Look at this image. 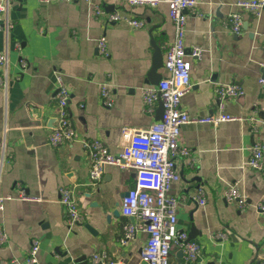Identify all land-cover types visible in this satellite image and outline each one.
<instances>
[{
  "label": "crops",
  "instance_id": "crops-1",
  "mask_svg": "<svg viewBox=\"0 0 264 264\" xmlns=\"http://www.w3.org/2000/svg\"><path fill=\"white\" fill-rule=\"evenodd\" d=\"M237 0H197L185 25L186 45L203 49L191 60L190 90L181 107L191 115L218 110L215 86L235 82L240 96L228 97L225 110L239 118L217 125L190 121L180 127L179 142L190 149L176 158L179 178L170 192L178 197L177 227L198 241L200 254L187 259L177 245L168 264H259L264 261V166L247 165L254 141L264 140V88L257 81L264 64V8L258 15L242 14L240 33L224 22L238 10ZM105 12L117 10L141 19L133 27L124 20L108 21L96 15V1L12 0L4 18L12 23L0 30V193L12 197L0 210V225L7 242L0 245V260L23 264L31 240H38L39 264H89L93 253L111 264H144L140 249L145 230L120 243L122 227L130 218L120 211L124 193L134 181L132 168L105 163L101 177L91 180L90 161L83 139L98 138L110 151H119L122 126L146 128L159 117L144 110L141 91L165 74L163 59L173 40L174 27L167 5H130L125 0H99ZM104 35L108 54L97 50ZM26 66L20 65V59ZM59 73L71 96L68 110L76 138L51 145L48 133L55 123V75ZM102 84L110 89L111 105L100 97ZM34 116V117H33ZM35 117H40L37 119ZM264 164V153H263ZM236 184L249 204L239 209L224 199ZM202 185L206 202L192 195ZM69 187L84 215L82 223L68 225L59 188ZM23 191L28 198L18 196ZM223 231L226 236L217 238Z\"/></svg>",
  "mask_w": 264,
  "mask_h": 264
},
{
  "label": "built area",
  "instance_id": "built-area-1",
  "mask_svg": "<svg viewBox=\"0 0 264 264\" xmlns=\"http://www.w3.org/2000/svg\"><path fill=\"white\" fill-rule=\"evenodd\" d=\"M12 0H0V30L8 29L12 23L4 18L5 12ZM40 2L51 1H76V0H38ZM94 4L96 15H105L108 21L124 20L133 27L143 25L141 19L130 17L117 10L105 12L99 0ZM130 5L156 6L159 2L167 5L168 16L174 27L173 40L167 45L163 68L165 74L156 83L148 84L142 88L141 99L144 110L152 113L154 105L159 102L162 113L159 118L151 122L146 128L122 126L118 136L119 151L112 152L108 146L98 138L83 139L82 146L87 152L90 166L89 177L98 180L105 163H114L121 168L134 170V181L120 202L121 213L130 218L122 227L120 243H126L133 239L138 230L148 233L147 239L140 249V259L146 264H168L170 249L177 245L187 259L195 260L201 250L200 243L189 237L187 231L177 227L178 197L170 192L173 181L179 178L176 169V158L188 156L190 149L179 142L180 127L190 121L208 122L214 125L222 121L239 118L225 110V102L228 97L240 96L244 90L235 82L218 84L215 86V95L218 110L206 115L193 116L185 108H182L181 98L191 88V60L198 59L202 55V47L197 44L186 45L185 25L189 9H193L197 0H125ZM238 10L229 13L224 22L232 32L238 34L242 28V14L240 11H249L258 15L264 8V0H237ZM264 48V38L262 41ZM97 50L102 55L108 54L107 41L104 35L97 39ZM7 55L0 52V65L6 66ZM20 65L26 66V61L20 59ZM262 73L257 81L264 88V64ZM55 123L48 133L47 141L51 145H59L70 142L76 138L75 130L71 122L68 103L71 91L57 73L55 75ZM1 80V79H0ZM100 97L105 105L112 104L110 89L106 84L100 87ZM34 117V116H33ZM40 119V117H35ZM264 153V140L254 141L250 147L247 165L253 169H262ZM1 174V164H0ZM60 202L63 207L67 224L82 223L84 215L81 213L78 202L71 189L66 186L59 188ZM21 198H28L23 191L18 194ZM10 194L0 193V210L4 207V201L10 199ZM192 197L199 203L206 202V195L202 185L196 187ZM226 201H234L239 209L245 208L249 201L241 193L236 184H230L224 191ZM256 208L264 213V201L256 203ZM217 238H223L226 233H215ZM7 242V234L0 225V245ZM38 240L33 238L26 253L23 264H39L37 251ZM11 260H0V264H10ZM89 264H111L102 254L93 253L89 257ZM259 264H264L260 261Z\"/></svg>",
  "mask_w": 264,
  "mask_h": 264
},
{
  "label": "water",
  "instance_id": "water-1",
  "mask_svg": "<svg viewBox=\"0 0 264 264\" xmlns=\"http://www.w3.org/2000/svg\"><path fill=\"white\" fill-rule=\"evenodd\" d=\"M156 82H157V81H156ZM161 113H162V107H161V105H160L159 117H160ZM159 117H158V118H159ZM126 193H127V191H126L124 194H126ZM143 263L146 264V262H144V261H143Z\"/></svg>",
  "mask_w": 264,
  "mask_h": 264
}]
</instances>
